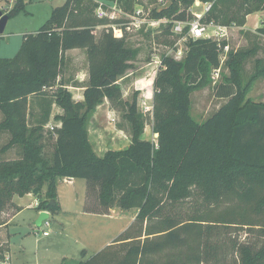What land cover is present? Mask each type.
<instances>
[{
    "label": "trees",
    "instance_id": "16d2710c",
    "mask_svg": "<svg viewBox=\"0 0 264 264\" xmlns=\"http://www.w3.org/2000/svg\"><path fill=\"white\" fill-rule=\"evenodd\" d=\"M172 1L162 11L155 8L152 17L193 19L191 10L178 12V2ZM195 1L187 0V6ZM202 1L212 3L203 22L229 26H243L247 15L264 9V0ZM26 4L16 0L5 12L11 18L26 11ZM96 7L91 1L66 0L36 33L24 35L16 56L0 57V131L10 134L1 150L21 147L18 157L0 158V226L15 195L32 192L38 210L56 213L58 180L81 178L87 183L86 212L109 214L117 206L137 214L116 239L78 264H225L219 254L223 247L211 233L230 225L249 228L262 239L234 245L236 264H264V102L248 98L252 83L264 77V23L244 32L247 46L231 47L224 62L228 74L215 83L216 95L227 101L202 123L190 113L191 93L209 84L212 71L221 66V46L189 38L182 60L163 56L153 83L154 141L143 138L146 121L138 111V93L124 99L119 82L136 52L111 30L97 37V27L109 21L94 14ZM1 40L0 35V46ZM72 48L85 49L88 57L83 101H76L59 80L64 54ZM105 99L125 111L132 136L127 148L100 155L89 136V121ZM53 103L64 113L48 155L43 127ZM35 106L42 114L30 126ZM193 188L203 195L205 207L184 217L177 205L194 195Z\"/></svg>",
    "mask_w": 264,
    "mask_h": 264
},
{
    "label": "rangeland",
    "instance_id": "374dc122",
    "mask_svg": "<svg viewBox=\"0 0 264 264\" xmlns=\"http://www.w3.org/2000/svg\"><path fill=\"white\" fill-rule=\"evenodd\" d=\"M15 1L16 0H0V10L6 13L5 8L12 6ZM85 1H91L95 4L97 3L96 0ZM175 1L178 2V12L185 10L187 13L193 9L194 12L203 13L205 11V7L207 6V2L202 0H198V5L196 0L191 6H187V0ZM26 2V11L11 17L4 33L1 35L2 40L0 46V57L2 58H12L16 56L21 47L23 36L27 33L31 34L39 30L49 19L51 11L58 6L63 5L66 0H27ZM166 2L167 0H121L120 3L123 12L118 14L119 18L116 19V21L123 22L130 20L127 16L129 14L132 15V13H134L137 9H144L145 12L152 17L153 10ZM192 14H190V16H193L194 18L195 16ZM169 19L172 18L169 17ZM254 22H257L256 18L249 20L250 25L254 24ZM166 26L167 25H164V23L159 26H151L148 23H145L142 28L132 29L131 31H128L124 37H122L126 39L128 47L134 49L136 52V59L132 61V67L127 70L126 75L123 78L119 79L123 92V98L132 100L133 96L138 93V111L144 114L146 121L145 132L147 134V138L154 141H156L158 137V135L154 134L152 128L153 83L155 76L161 65L163 56L175 55L179 47L182 49L186 48L184 41L176 47L173 46L174 44H170L171 42H175L178 36L172 31V26L170 28H166ZM104 30H111L114 33L110 20L109 23L99 25L97 27V37H99ZM244 36L245 35L242 33V29L238 26L233 25L232 28L230 27V39L228 40L230 46L235 49L245 47L248 44V40L246 36ZM260 42L264 47V38H262V40L260 39ZM260 54L261 53H259V56L263 55V53L261 55ZM64 60L67 62L66 66L64 65L65 61L63 64V69H66L64 75L65 80L68 78L73 79L74 74L82 67L87 68L86 76L88 78V57L87 60L82 59L79 66H73L69 61V57L65 58L64 56ZM224 62L221 63V74H228V69L226 68ZM251 67L252 63L249 62L246 67L247 71H250ZM213 73L214 72L212 71L211 81L209 84L204 87L197 88L191 93L190 113L199 123L207 120L227 101L226 98H221L216 95L215 83L217 82V84H220V82H222V75L215 79ZM247 76L246 72H244V78H247ZM47 98L51 99L52 97L49 96ZM248 98L253 101L264 102V77H261L252 83L248 92ZM105 107H108V113L105 112ZM34 108H31V110L33 109L34 111L31 112L33 116L30 119V126L34 123L36 124L35 120L40 118L42 114L40 107L35 106ZM97 113V118L92 117L89 121V129L96 130L97 133L95 134L98 135L99 133L102 138H104L100 145L94 144L96 152L102 155L108 149L118 150L127 148L130 144L132 136V127L129 120L125 117V111L114 107L109 101L107 105H103L100 110L98 109ZM1 120H3V113L0 110V121ZM51 126H56V122L54 120L52 122H48L43 127V142L45 143V152L48 155H51L53 152L56 139V134L54 133V129H51ZM120 129H123V132H117ZM9 138L10 134L7 131H0V158H16L21 151V147L16 145L8 152H2L1 149L3 145L8 142ZM86 184L85 179L78 178L74 186L69 188L65 187L66 191L71 192V194L68 193L65 197H62V201H64L66 207L71 208L69 206V196L71 197V202H74L76 197L81 200L84 198ZM193 189L194 195L177 205L182 211L184 217L193 215L196 210H202L205 207V205H203V195L200 194L197 188ZM46 190L47 185H44L42 198L46 197ZM35 198L38 200L37 196L32 192L25 194L24 196L15 195L12 205H7L2 212L1 221L3 223L1 225L2 227H0L1 260H5V253L8 251L7 221L11 219L12 215L21 207V205H27ZM81 207L83 210L84 206L77 203V205L71 208V212L66 211L64 214L70 215L74 211H79ZM74 208H78V210ZM113 209L114 211L110 210V212L116 215L105 218L87 217L83 214L79 215L72 213V225L70 226V232L68 231L69 236L66 238V241L64 240V236H59L57 234L56 230V232L53 233L56 226L60 224V219L53 213H49L51 225L47 228L51 235L46 237L42 234V232L39 234L35 233L39 227L36 224V220L39 216L37 208H29L21 212L13 219L12 224L9 226V231L12 233L11 237L15 239V243L26 246L27 254L31 251L34 253L35 250H39V255L40 258L44 260L43 262L46 261L48 255L53 257L52 264L62 263V260L58 258V254L62 251V249L66 248L65 244H72L73 247L71 249L74 250L71 251L70 249L69 252L72 254L71 257L75 259L76 264H78L79 261L91 258L93 254L106 247L108 242L116 239L131 224L137 214L136 209L121 210V208L117 206ZM211 235L214 242H218L217 244L223 247L220 249L219 254L224 255L223 260L225 264H236V261L238 260L237 252H235L234 248H232L234 245L243 242L262 240L259 238L258 232L239 225L216 226ZM76 238L79 239L80 244L74 245ZM46 249L50 252H46ZM84 250L86 251V254L83 253Z\"/></svg>",
    "mask_w": 264,
    "mask_h": 264
},
{
    "label": "crops",
    "instance_id": "0c3cea01",
    "mask_svg": "<svg viewBox=\"0 0 264 264\" xmlns=\"http://www.w3.org/2000/svg\"><path fill=\"white\" fill-rule=\"evenodd\" d=\"M24 1L26 2L27 0H24ZM252 18H256L257 22H254V24L250 25L249 20H251ZM262 23H264V9L250 13L249 15L246 16V22L243 26H238V25H236V26H238L240 29H242V33L246 32V31L255 32V30L258 27H260L262 25ZM232 27H233V25L231 26V28ZM36 32L37 31H35L34 33H36ZM22 41H23V39H22ZM64 56H65V58H67V57L70 58L69 61L73 66L74 65L79 66L82 59L87 60V53H86V50L83 48L68 49L65 52ZM64 61H65L64 65L66 66L67 62H66V60H64ZM86 70H87L86 67H82L78 72H76L74 74L73 79L68 78L65 80L64 75H65L66 69H63V72L59 77V80H62L66 84L67 89L72 93L73 98L76 101H83L84 100V91L86 89V83L88 82V78L86 76ZM107 103H109V101L107 99H105V101L97 107L96 111L93 114V118H97V114H98L97 110L98 109L100 110L102 108V106L107 105ZM105 108H106V109H104L105 112L108 113L109 112L108 107H105ZM63 113H64L63 108L60 107L58 104L53 103L52 108H51L50 118H49L48 122H52L54 120L56 122L55 127H60L62 123H61V120L59 117L62 116ZM95 131L96 130L89 129L90 139H91L93 145L94 144L100 145L103 142L104 138H102V136L99 133H98V135L95 134V133H97V131L96 132ZM117 132L121 133V132H123V129H120ZM143 138L148 139L146 132H144ZM130 142H131V140H130ZM77 179L78 178L65 177V178H60L58 180L57 201L60 205V210L57 211L56 213H53V214L60 219L59 220L60 224L58 226H56V228L53 230V233H55L57 231V234L59 236H64L65 241L67 240L66 238H68V236H69L68 231L70 232V226L72 225V220H71V214L72 213L79 214V215L83 214V215H86L87 217H103V218L109 217V216L112 217L113 215H116V214L111 213V212L109 214L86 212L84 210V208L82 210V207L79 211H74L70 215H65L64 213L66 211L71 212L72 211L71 208H73V206L77 205V203L85 206L86 196H87V184L85 186V194H84V198L82 200L79 199L78 197H76L74 199V202H71V197L69 196V198H70L69 206L71 208L66 207V204L64 203V201H62V197H65V195L68 193L71 194V192H68L65 190V187L69 188L71 186H74ZM77 198H78V200H77ZM37 205H38V200L36 198L33 199L27 205H25V204L23 206L21 205V207L19 209H17V211L12 215L11 219L9 221H7L6 227H7V232H8V235H7L8 251H6V253H5V257H6L5 262L7 264H52L53 257L48 255L46 261L43 262L44 260H42L40 258V255H39L40 251L39 250H35L34 253H33V251H31L27 254L26 253V246L15 243V239L13 237H11L12 233L9 231V226L12 224L13 219L15 217H17L25 209L37 208ZM74 209L78 210V208H74ZM41 211L42 210H38V215L40 214ZM111 211H114V209L112 208ZM49 213H51V212H49ZM0 227H2V226H0ZM50 235H51V233L47 236H50ZM111 241L108 242V244L111 243ZM77 244H80L78 238H76L74 241V245H77ZM53 245H54V242H53ZM65 246H66V248L62 249V251L58 254V258H60L62 260V263H60V264H76L75 259H73L71 257L72 254L69 252V250L73 247L72 244H70V245L65 244ZM73 250L71 249V251H73ZM46 252H50V251L48 249H46Z\"/></svg>",
    "mask_w": 264,
    "mask_h": 264
},
{
    "label": "built area",
    "instance_id": "2783aa9c",
    "mask_svg": "<svg viewBox=\"0 0 264 264\" xmlns=\"http://www.w3.org/2000/svg\"><path fill=\"white\" fill-rule=\"evenodd\" d=\"M96 1H97V7L95 9L96 16L101 19H108V21L110 20L111 27L113 28L114 31L113 34H115L114 35L115 37L122 38L128 33V31H131L132 29H140L145 23H148L151 26H155V25L159 26L162 25L163 23L164 25L169 26V24L172 23V31L176 33V35L178 36L173 45L174 47L179 46L183 41L184 44H186L189 38H193V39L207 38V39L215 40L221 46V54H220V58L222 57L221 63L226 60L227 55L231 50L230 43L228 42V40L230 39L231 26L218 24L213 21L212 22L202 21L204 14L207 11H209L212 7L211 2H207V6L205 7V11L203 13L194 12L193 9H191L195 17L190 21L171 20L167 17L153 18L149 14H147L144 9H137L134 13H132V15L129 14L127 16L129 17L130 20L118 22L116 21V19L119 18L118 14L123 12L119 0H113V1L96 0ZM196 3L198 5V0L196 1ZM10 8L11 6L5 9L7 10ZM186 27H188L187 31L185 30ZM223 41H226L227 43L223 45L222 44ZM186 52H187V45L186 48L184 49L179 47L176 51V54L172 56L177 60H182ZM213 72H214L213 76L215 77V79L220 77L221 66L219 68L214 69ZM54 127L55 126H51V129H54ZM154 134L158 135L157 133ZM50 225L51 224L49 218L44 219L35 233L39 234L40 232H42L44 236L49 235L50 231L47 228Z\"/></svg>",
    "mask_w": 264,
    "mask_h": 264
},
{
    "label": "water",
    "instance_id": "95a60500",
    "mask_svg": "<svg viewBox=\"0 0 264 264\" xmlns=\"http://www.w3.org/2000/svg\"><path fill=\"white\" fill-rule=\"evenodd\" d=\"M172 0H167L165 4H162L161 6H158V11H162L163 9L169 8L172 5ZM10 17L7 13H4L2 10H0V35H2L6 29L7 23L9 21ZM56 201L52 200V204H54ZM50 214L47 210H42L36 220V224L38 226L41 225L42 221L44 219L49 218Z\"/></svg>",
    "mask_w": 264,
    "mask_h": 264
}]
</instances>
